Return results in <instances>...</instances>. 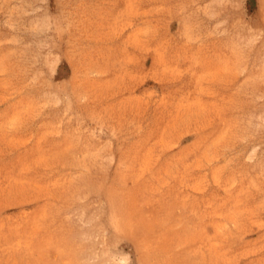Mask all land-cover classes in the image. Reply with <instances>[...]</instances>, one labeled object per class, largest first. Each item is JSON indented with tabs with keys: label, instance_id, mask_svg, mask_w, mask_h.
I'll use <instances>...</instances> for the list:
<instances>
[{
	"label": "rangeland",
	"instance_id": "rangeland-1",
	"mask_svg": "<svg viewBox=\"0 0 264 264\" xmlns=\"http://www.w3.org/2000/svg\"><path fill=\"white\" fill-rule=\"evenodd\" d=\"M0 264H264V0H0Z\"/></svg>",
	"mask_w": 264,
	"mask_h": 264
}]
</instances>
